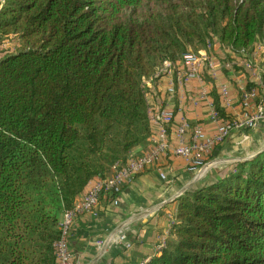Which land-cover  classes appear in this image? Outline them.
<instances>
[{
	"label": "trees",
	"instance_id": "16d2710c",
	"mask_svg": "<svg viewBox=\"0 0 264 264\" xmlns=\"http://www.w3.org/2000/svg\"><path fill=\"white\" fill-rule=\"evenodd\" d=\"M13 35L0 57V264H58L63 211L150 140L145 80L206 35L249 52L264 41V0H4L0 43ZM177 203L147 264H264V148Z\"/></svg>",
	"mask_w": 264,
	"mask_h": 264
},
{
	"label": "crops",
	"instance_id": "0c3cea01",
	"mask_svg": "<svg viewBox=\"0 0 264 264\" xmlns=\"http://www.w3.org/2000/svg\"><path fill=\"white\" fill-rule=\"evenodd\" d=\"M3 3L4 0H0V7ZM262 59L260 57V66ZM246 72L243 77L240 75L241 70L234 68L226 73L218 72L215 87L213 84L208 85L206 78L202 84L198 81L185 84L174 99L169 98L166 93L170 75L164 74L149 84V100L154 104H168L174 108L176 120L186 116L193 124L203 126L211 135L216 132L217 123L211 120L209 103L215 95L220 96V84L226 83L230 87L234 104L223 105L229 114L238 115L241 110V85L251 82L257 86L259 81L250 71ZM204 86L208 89V98H200V90ZM193 98H200L199 104L195 105ZM156 127L152 124V129ZM175 127L176 124L170 128L172 137L175 135ZM190 135L188 133V139ZM150 147L151 140L134 148L131 154L144 153ZM263 148L264 121L250 130L232 131L223 143L207 155L208 165L200 172L189 169L184 158L175 156L171 151L167 152L154 166L127 183L116 201L104 194L100 196L98 210L76 216L68 236L75 264H140L142 260L160 254L158 244L169 234L177 211L178 195L197 183L209 180L217 171L227 169L235 161L247 160ZM162 171L166 173L167 179L161 177ZM111 173L112 169L109 168L103 177ZM99 178L94 177L92 183ZM88 187L89 183L85 190ZM122 233L126 234L127 241L131 243L130 247L125 246V242L119 239ZM98 240H103V244H98Z\"/></svg>",
	"mask_w": 264,
	"mask_h": 264
},
{
	"label": "built area",
	"instance_id": "2783aa9c",
	"mask_svg": "<svg viewBox=\"0 0 264 264\" xmlns=\"http://www.w3.org/2000/svg\"><path fill=\"white\" fill-rule=\"evenodd\" d=\"M214 39V38H213ZM213 39H208L206 46L195 52L189 51L183 54L181 60H165L156 73L145 80L146 88L162 75H170L166 93L169 98L174 99L178 91L183 90L185 84L198 81L201 84L205 80V74L216 75L223 68L232 69L235 64L241 65L258 78V85L247 87L241 85L240 113L232 119H221L219 112L215 108L213 101L210 105L211 120L217 123V130L213 134H208L203 126L193 124L186 116H181L175 127V135L171 136L169 126L176 119V112L173 107L151 103L147 91L149 103L148 113L151 125L157 127L153 129L150 137L151 147L148 151L140 154H129L127 160L117 161L112 166V173L108 176H99V180L92 183L84 194L75 201L74 207L63 211L60 221L61 237L56 242L58 264H74L73 253L69 243L70 227L78 214L96 211L99 208L100 196L102 192H119L123 187L131 182L135 176L146 171L167 152L171 151L175 156L184 158L192 171L200 172L208 165L206 157L212 153L216 146L223 143L232 131L250 130L264 121V82L261 77L263 67L260 66L259 55L264 50V41L256 43L254 49L247 57H236L232 62L218 61L213 53ZM5 45V43H4ZM230 48V47H229ZM244 51V50H243ZM222 102L226 106H232L234 99L230 87L226 83L219 86ZM209 92L206 86L200 90V98H208ZM200 98H193L192 102L199 104ZM190 138H187V135ZM163 179H167L165 172L160 173ZM174 218L172 219V223ZM119 239L125 242V246L130 247L125 233L119 235ZM98 244H103V240H98ZM166 237L164 236L158 244V251L165 247ZM149 259H144L140 264H147Z\"/></svg>",
	"mask_w": 264,
	"mask_h": 264
},
{
	"label": "rangeland",
	"instance_id": "374dc122",
	"mask_svg": "<svg viewBox=\"0 0 264 264\" xmlns=\"http://www.w3.org/2000/svg\"><path fill=\"white\" fill-rule=\"evenodd\" d=\"M11 37L12 38H10L9 41L5 43V45H4V43H0V57L3 56L5 53H7L9 51H13L19 47V42H20L19 39L14 35ZM208 39H213V53L217 57L218 61H220L221 63L232 62L234 59H236V57H243V56L247 57L245 53L233 51L227 45L223 44L217 35H212V37H210V35H206L205 36L206 41H200L198 39H195L193 42H182L183 50L178 54V56H179L178 59H181L183 54L186 52H189V51L197 52V51L203 49L206 46V42ZM261 42L262 41H258V43H261ZM253 49H254V47H252V49H250L248 54ZM261 52L262 53L259 55V57L262 58V57H264V50ZM233 68L235 70H241V73H240L241 77H243V74H247L246 71H249L245 67H243L241 65H237V64H235L233 66ZM223 71L226 73V71H229V68H223L220 72H223ZM216 75L212 74L211 76H208L207 74H205L204 77L206 78V82L208 81V85L213 84V87H215V84H216L215 82L217 81ZM235 81H237V80L235 79Z\"/></svg>",
	"mask_w": 264,
	"mask_h": 264
},
{
	"label": "water",
	"instance_id": "95a60500",
	"mask_svg": "<svg viewBox=\"0 0 264 264\" xmlns=\"http://www.w3.org/2000/svg\"><path fill=\"white\" fill-rule=\"evenodd\" d=\"M259 151H260V150H259ZM259 151H258V152H259ZM253 156H254V155H253ZM253 156H251L250 158H252ZM250 158H248V159H250ZM180 195H181V194H179L178 196H180Z\"/></svg>",
	"mask_w": 264,
	"mask_h": 264
}]
</instances>
